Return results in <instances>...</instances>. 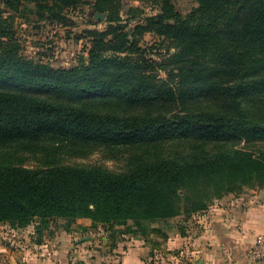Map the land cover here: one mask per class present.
Listing matches in <instances>:
<instances>
[{
    "label": "trees",
    "instance_id": "obj_1",
    "mask_svg": "<svg viewBox=\"0 0 264 264\" xmlns=\"http://www.w3.org/2000/svg\"><path fill=\"white\" fill-rule=\"evenodd\" d=\"M142 1L158 5V13L142 18L141 7L131 6L124 25L114 0H95L94 12L106 14L107 29L88 31L86 62L54 66L23 55L16 19L32 5L36 22L62 21L83 0H0V147L146 152L119 173L0 162V224L34 225L42 236L58 220L67 232H86L78 220L90 219L92 228L102 225L112 237L148 236L161 231L151 224L170 228V220L191 218L215 198L264 185V149L236 148L264 143V119L252 111L258 104L264 115V0H193L186 13L178 0ZM136 18L141 21L126 30ZM149 32L176 49L169 81L158 79L157 63L139 47ZM114 98L181 109L118 115L91 103L103 99L110 106ZM199 99L220 106L188 109ZM176 142L234 147L167 157L151 149Z\"/></svg>",
    "mask_w": 264,
    "mask_h": 264
},
{
    "label": "rangeland",
    "instance_id": "obj_2",
    "mask_svg": "<svg viewBox=\"0 0 264 264\" xmlns=\"http://www.w3.org/2000/svg\"><path fill=\"white\" fill-rule=\"evenodd\" d=\"M176 1V0H175ZM177 5L183 12L195 4L193 0H178ZM93 3L95 0H83L76 6L70 7L65 12L64 20L56 21H41L36 22L31 10L32 5L23 7L21 15L16 19L15 26L17 29V36L22 43V53L26 57L33 58L37 61L50 63L54 66H69L76 65L80 62H86L88 58V51L90 47V36L88 31L96 30L103 31L108 27V22L105 20H96L94 18ZM114 5L122 8L120 13L122 17V24L126 25V19L130 18L134 13L130 11V7H141L143 16L158 13V5H154L148 1L142 0H114ZM130 11V14H128ZM136 12V11H135ZM141 19H133L127 24L126 30L133 29ZM61 22H63L61 24ZM139 47L145 49L148 55L157 63L156 74L161 81H169V71L175 68V64L170 60V56L175 53L176 49L173 47L171 41L165 37H161L153 32L146 33L140 40ZM171 84H174L170 80ZM103 99L91 101L95 103V109L105 112H112L118 115H148L150 113L156 114L158 112H166L168 110L179 111L181 108L178 104L173 107L164 105L162 103H152L146 105H138L128 102L121 98H114L110 106L102 103ZM105 102V100H104ZM190 110L196 111H215L220 106L218 101L211 99H199L191 101L187 105ZM262 106L256 104L252 105L254 116L264 119L261 112ZM233 145H222L213 143H167L161 147L151 148L156 150L158 155L171 156L175 153H217L227 148H232ZM239 149H246L253 152H258L259 149H264V143L248 144L242 142L236 146ZM145 150L132 151L127 148H119L116 150L108 149H94L87 150L81 154L72 153V151L64 148H43V150H36L28 152L19 146L0 147V162L6 164L21 165L25 167H43V166H79V167H99L109 172H123L130 168V164L135 162L138 155L145 154ZM160 157V156H156ZM232 199H237V203H250L255 206H264V185L253 187H243L241 190L224 194L221 198H215L213 204L219 202L229 203ZM212 204V205H213ZM211 205V206H212ZM241 209V207H239ZM191 218L179 216L170 220L173 232L176 225L186 226L190 223ZM64 221L58 220L51 222L50 226L45 228L40 236L34 227L29 225L24 228L12 226L10 223L0 224V241H9V237L17 238L20 241L30 240L33 243H42L43 241L50 242L52 240H59L66 234L80 237L81 234H75L72 230L67 232L64 230ZM162 224H151V227H159ZM122 228V227H120ZM98 234L111 235L112 231L102 225L96 227ZM31 235V237H30ZM114 237H119L115 234ZM75 239V238H74ZM249 261L258 264H264V258L259 261H254L248 258Z\"/></svg>",
    "mask_w": 264,
    "mask_h": 264
},
{
    "label": "crops",
    "instance_id": "obj_3",
    "mask_svg": "<svg viewBox=\"0 0 264 264\" xmlns=\"http://www.w3.org/2000/svg\"><path fill=\"white\" fill-rule=\"evenodd\" d=\"M237 202L213 204L185 227L162 225L148 236L98 234L90 219L78 220L88 227L75 231L80 237L33 243L12 236L0 241V264H258L246 253L264 236V206Z\"/></svg>",
    "mask_w": 264,
    "mask_h": 264
},
{
    "label": "built area",
    "instance_id": "obj_4",
    "mask_svg": "<svg viewBox=\"0 0 264 264\" xmlns=\"http://www.w3.org/2000/svg\"><path fill=\"white\" fill-rule=\"evenodd\" d=\"M248 258L259 261L264 258V236L260 235L257 238L255 246L247 251Z\"/></svg>",
    "mask_w": 264,
    "mask_h": 264
},
{
    "label": "water",
    "instance_id": "obj_5",
    "mask_svg": "<svg viewBox=\"0 0 264 264\" xmlns=\"http://www.w3.org/2000/svg\"><path fill=\"white\" fill-rule=\"evenodd\" d=\"M93 15H94V18L96 20H98V21L106 19V14L105 13L94 12Z\"/></svg>",
    "mask_w": 264,
    "mask_h": 264
}]
</instances>
